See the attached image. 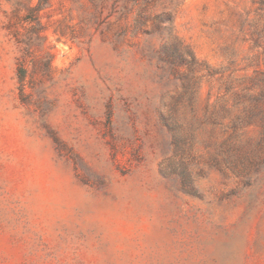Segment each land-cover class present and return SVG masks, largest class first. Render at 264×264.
I'll return each instance as SVG.
<instances>
[{"label": "rangeland", "instance_id": "1", "mask_svg": "<svg viewBox=\"0 0 264 264\" xmlns=\"http://www.w3.org/2000/svg\"><path fill=\"white\" fill-rule=\"evenodd\" d=\"M0 264H264V0H0Z\"/></svg>", "mask_w": 264, "mask_h": 264}, {"label": "trees", "instance_id": "2", "mask_svg": "<svg viewBox=\"0 0 264 264\" xmlns=\"http://www.w3.org/2000/svg\"><path fill=\"white\" fill-rule=\"evenodd\" d=\"M92 1H93V3H95L96 7H98V6H103V4H105V2L107 0H96V1L95 0H92ZM142 12H143V8L140 9L137 12V17L135 19V24H134V27L136 28V30L144 27L145 24H146V21H148L146 19V17L142 14ZM166 21H169L170 22V20L168 19V17L163 16L161 14H158V15H155V16L152 17V22L155 23L156 25H158L160 22H166ZM161 50L170 59L173 60V59L177 58L175 60H176V62L178 64L181 65V64L184 63V59H182L183 58V55L180 52L179 44L176 41H169V39H167V37H166V39L164 38L163 43L161 45ZM190 56H191V58H193L192 57V54H190ZM160 115H161V119L163 120L164 124L166 126H168L169 128H172L173 129V127L171 126V124H177V123H179L177 121V119L168 117V115L165 114V113H161Z\"/></svg>", "mask_w": 264, "mask_h": 264}]
</instances>
